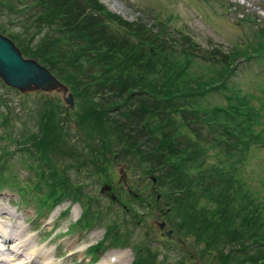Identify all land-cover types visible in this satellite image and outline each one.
Returning <instances> with one entry per match:
<instances>
[{
  "label": "trees",
  "instance_id": "16d2710c",
  "mask_svg": "<svg viewBox=\"0 0 264 264\" xmlns=\"http://www.w3.org/2000/svg\"><path fill=\"white\" fill-rule=\"evenodd\" d=\"M4 7L14 13L7 21ZM166 22L126 19L102 0H0V31L67 84L79 105L66 115L63 105L43 96L37 129L25 126L21 140L10 129L12 108L1 88L19 91L0 79V106L7 108L0 110V126L7 130L0 138L23 145L35 161L26 164L35 171L26 183L33 199L37 195L39 215L70 200L85 208L73 227L107 225L102 240L88 249L93 260L99 250L125 244L132 229L118 232L128 229L126 215L120 223L104 209L95 213V196L65 170L91 168L84 173L94 171L104 177L96 181L111 183L104 164L117 154L139 176H151L149 194L129 193L138 201L151 199L152 210L162 207L176 234L195 248L199 264H264V182L253 191L243 174L248 154L264 148V102L252 106L253 96L232 82L241 57L264 61V29L253 43L223 51L204 49L182 30L168 31ZM193 63L210 74L193 71ZM209 94H223L225 103H208ZM71 130L84 137L87 150L73 146ZM6 144L0 146V190L18 185L15 177H4L13 155ZM138 247L131 264L166 263L150 243ZM181 258L173 264L187 261Z\"/></svg>",
  "mask_w": 264,
  "mask_h": 264
},
{
  "label": "rangeland",
  "instance_id": "374dc122",
  "mask_svg": "<svg viewBox=\"0 0 264 264\" xmlns=\"http://www.w3.org/2000/svg\"><path fill=\"white\" fill-rule=\"evenodd\" d=\"M102 2L111 11L113 10V12L119 13L129 20L135 18L150 22L155 17L167 20L168 31L182 30L187 32L204 49L218 47L223 51H229L233 47H243L259 39L256 33L259 35L260 29H264V0H102ZM3 13L5 21L9 17H14V13L8 12L7 7H4ZM19 27L17 26V28ZM41 35L37 34L32 43L38 40ZM241 58L235 62L237 66L232 77L233 86L241 94L247 93L253 96L250 99L252 106L261 107V102H264V61H256L253 57L247 60ZM192 67L193 71L201 70L204 74H210L205 69L206 67L196 63H193ZM1 91L5 92V97L9 100V106L12 108L10 111L12 134L21 140H23L21 137L25 126L30 128L29 131L31 132L37 129L35 112L40 108V102L47 98L43 96H50L59 105L66 106L60 91L52 90L40 93L31 90L21 94L7 88H1ZM206 98L208 103H225L223 94H209ZM78 106L74 98L73 109L78 108ZM0 110L6 112L7 108L0 106ZM69 123L74 125L71 120ZM5 133L7 130L4 125L0 126V135ZM71 135L69 137H73L71 141L76 142L73 146L77 144L75 146L77 150L82 147L84 151L87 150V146H84V142L81 141L84 137H79L73 130H71ZM5 143L13 155L5 163L4 177L6 182L15 177L18 185L16 184L11 188L4 186L0 190V225L7 234L15 228L21 227L24 237H29L27 244L29 250H37L35 255L39 256L42 252H47L48 255L45 258L53 264H118L119 262L113 258H115L116 253L120 252L121 256L125 257V262L131 264L136 251L135 244H139V249H144L145 245L150 243L151 246L159 250V258H164L165 264H173L177 258L182 259L183 256L187 258L184 264H199L200 258L195 252L193 253L192 247L186 243L179 247H173L168 243H162V239L157 238L156 228L148 223L156 218L155 211L150 205L148 206L151 199L138 201L129 193L137 190L138 192L141 191L143 197L149 194L148 190L151 191L152 189L151 176H139V170L134 167L131 168L129 160L122 156L111 160L110 165L104 164L107 168L103 173L111 177V183H106L109 185L115 184L120 178V167L125 169V175L121 178L123 182L119 184L116 190H112V193L110 191L109 193L108 190L100 191V187L105 183H100L95 179L97 177L103 179L102 174L94 171H91V175H89V171L84 173V170H91V168L85 167L83 170L78 167L80 168L78 169L79 172H76V166H71L65 170L73 181L83 182L84 189L95 196V200H92V204H90L92 209L96 210L95 213L104 209V214H107L109 218L116 217L121 221L126 215L128 229L123 231L126 229L122 227V229L119 228L118 232L125 234L132 229L130 235H127L128 241L126 240L125 244L108 246L102 251L99 250L96 253L97 260L92 261L93 256L89 255L86 248L97 243L104 236L107 225L101 222L94 224L90 230H85L81 226L72 229V223L85 208L82 207L81 210L80 204L74 203L65 209L69 205V200L56 207L51 214H48L49 212L45 214L43 211V214L39 215L36 212L38 208L37 195L33 199L35 191L32 190L30 184L26 183V179L33 182L35 175V171L28 168L26 164L35 161L27 157L24 149H21L23 145H16L15 141H11L7 136L0 138V146ZM253 149L247 156V162L244 163L245 172L243 174L249 181L248 184L251 189L258 191L262 190L261 186L264 182V148ZM4 160H6L5 156L2 161ZM117 194H120L121 198L118 201ZM113 195L115 198H112ZM131 208H134L133 211H130ZM47 215L49 216L47 217ZM113 220L117 222L116 219ZM159 220L165 221V227L162 231L173 229L172 223L167 217L160 215ZM115 229L117 230V228ZM174 231L173 229V234L176 235V231ZM1 240L0 246L5 247L10 245V242L15 241L12 239L3 241V243ZM1 257H5V260L8 258L4 255ZM24 257L21 255L19 258L25 261ZM103 257L105 260L101 261ZM189 258L192 259L189 260ZM33 264H41V261Z\"/></svg>",
  "mask_w": 264,
  "mask_h": 264
},
{
  "label": "water",
  "instance_id": "95a60500",
  "mask_svg": "<svg viewBox=\"0 0 264 264\" xmlns=\"http://www.w3.org/2000/svg\"><path fill=\"white\" fill-rule=\"evenodd\" d=\"M0 79L7 85L20 92L31 90L52 91L58 90L63 93V100L66 103V113L74 106V100L68 87L60 81L44 64L34 58L25 57L14 41L0 32ZM109 185H104L101 191L110 190ZM114 198V196H113ZM158 216V214H157ZM150 225L157 228L156 236L169 242L172 246H181L182 238L172 235V230H161L165 227V221L152 220Z\"/></svg>",
  "mask_w": 264,
  "mask_h": 264
},
{
  "label": "bare ground",
  "instance_id": "6f19581e",
  "mask_svg": "<svg viewBox=\"0 0 264 264\" xmlns=\"http://www.w3.org/2000/svg\"><path fill=\"white\" fill-rule=\"evenodd\" d=\"M2 225H0V240L1 242L6 241V240H15L13 242H10V245L8 246H0V264H33L35 262H40L41 264H53L50 263L48 259L45 258L47 256V252H42L39 256L35 255V252H37L36 249H31L29 250L28 247V240L29 237L23 234L22 228L17 227L15 230H13L11 233L7 234L2 228ZM93 236V235H92ZM4 243V242H3ZM39 253V252H38ZM8 256L5 260L1 256ZM25 256V261L20 259L19 257ZM38 256V257H36ZM110 256H113L110 254ZM106 258V256H104ZM101 258V261H104L105 259ZM39 258V260H37ZM118 264H128V262H125V257L121 254L120 252L116 253L115 258H113ZM100 261V262H101ZM103 264V263H101Z\"/></svg>",
  "mask_w": 264,
  "mask_h": 264
},
{
  "label": "flooded vegetation",
  "instance_id": "af4514ba",
  "mask_svg": "<svg viewBox=\"0 0 264 264\" xmlns=\"http://www.w3.org/2000/svg\"><path fill=\"white\" fill-rule=\"evenodd\" d=\"M146 191H147V189H146ZM110 192H111V190H110ZM110 192H109V193H110ZM111 193H112V192H111ZM155 212H157V213L159 212V213H160V215H162V211H160V208H159V209H156V211H155ZM160 215H159V218H160ZM159 218H157V219H159ZM164 233H165V232H164Z\"/></svg>",
  "mask_w": 264,
  "mask_h": 264
}]
</instances>
